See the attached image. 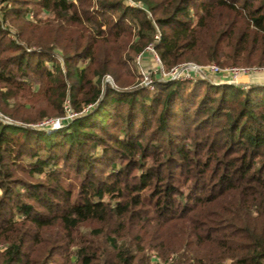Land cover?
Wrapping results in <instances>:
<instances>
[{"label": "trees", "instance_id": "obj_1", "mask_svg": "<svg viewBox=\"0 0 264 264\" xmlns=\"http://www.w3.org/2000/svg\"><path fill=\"white\" fill-rule=\"evenodd\" d=\"M134 1L0 0V264H264V84L132 67L264 66V0Z\"/></svg>", "mask_w": 264, "mask_h": 264}, {"label": "built area", "instance_id": "obj_2", "mask_svg": "<svg viewBox=\"0 0 264 264\" xmlns=\"http://www.w3.org/2000/svg\"><path fill=\"white\" fill-rule=\"evenodd\" d=\"M128 5H140L134 0H124ZM143 7V6H142ZM155 41L161 39V32L158 29L154 35ZM154 61V63H153ZM151 63V65L149 63ZM135 63L138 66L139 72L144 76L142 85L154 89L155 82L158 79L162 80H197L198 78L209 79L213 83H237V78L242 75H249L252 73H258L259 71L264 70L262 67L258 66H220L216 63H210L206 65L197 64L194 62L189 63H180L174 65L170 68H166L162 62V59L156 49V42H150L145 46V48L137 54L135 57ZM156 65V66H154ZM155 67L154 71H151L150 68ZM151 73H154V77L151 76ZM210 76H218L216 79L209 78ZM226 76V78H221ZM228 78H231L229 81ZM109 80V79H107ZM239 84V83H238ZM93 107V104H89L83 108V112L89 111ZM65 114L59 118L53 119L48 118L37 124H30L33 128L53 130L59 127H62L66 120L73 119L78 116L80 113L76 112L70 105L69 100H66L64 103ZM0 119L4 123H13L12 120L7 116L0 115ZM19 125H24L21 123H16ZM51 124V125H49Z\"/></svg>", "mask_w": 264, "mask_h": 264}, {"label": "rangeland", "instance_id": "obj_3", "mask_svg": "<svg viewBox=\"0 0 264 264\" xmlns=\"http://www.w3.org/2000/svg\"><path fill=\"white\" fill-rule=\"evenodd\" d=\"M44 15H47V14H44ZM9 22H6V26L8 27V28H10L11 29V31L13 32L14 31V28L13 27H11V25H10V23L8 24ZM13 34V33H12ZM145 48V47H144ZM141 52V51H140ZM139 52V53H140ZM137 56V54L135 55V57ZM135 57L133 58V62H132V67H133V71H134V73H135V75H136V81L137 82H139V83H141L142 81H143V79H144V76L139 72V68H138V66L136 65V63H135ZM189 62H194V63H197V64H201V65H206V64H210V63H198V62H195V61H192V60H188V61H186V62H183V63H189ZM149 63V62H148ZM153 63H154V61H153ZM211 63H216V64H218V65H220L219 63H217V62H211ZM150 65H151V63H149ZM155 64V63H154ZM51 65V64H50ZM154 66H156V65H154ZM220 66H223V67H225V66H236L235 64L234 65H220ZM241 66V65H240ZM244 66H247V65H244ZM248 66H258V67H262V68H264V66L263 65H248ZM166 68H169V67H167V66H165ZM154 69H155V67H151L150 68V70L151 71H154ZM154 73H151V76H153L154 77ZM209 77V76H208ZM216 77H218V76H210L209 78H212V79H216ZM221 78H226V76H224V77H221ZM107 79H109V81L111 82V84L112 85H114V83H113V79L110 77V76H108L107 77ZM202 79V78H201ZM229 79V81L231 80V78H228L227 77V80ZM189 81H195V80H189ZM237 83H241V84H243V85H249L248 86V88H251V86L253 85V84H256V83H261V84H264V70H262V71H259L258 73H252V74H249V75H242V76H240V77H238L237 78ZM247 88V89H248ZM12 102V101H11ZM0 115H2V116H6V115H3L1 112H0ZM8 117V116H7ZM59 117H61V116H50V115H45L43 118H41V119H38V120H36V121H33V122H28V123H26V122H23V121H19V123H21V124H24V125H30V124H37V123H39V122H41V121H43V120H45V119H48V118H53V119H56V118H59ZM49 125H51V124H49ZM4 248V247H3ZM156 255V253H153V256H155Z\"/></svg>", "mask_w": 264, "mask_h": 264}]
</instances>
